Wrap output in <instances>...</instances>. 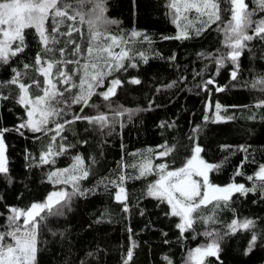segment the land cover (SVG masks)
Instances as JSON below:
<instances>
[{"label":"trees","instance_id":"1","mask_svg":"<svg viewBox=\"0 0 264 264\" xmlns=\"http://www.w3.org/2000/svg\"><path fill=\"white\" fill-rule=\"evenodd\" d=\"M168 3L169 0H107L105 15L118 21L109 25L108 30L125 37L123 47L130 49L129 55L133 57L125 61L126 69L114 73L124 83L110 103L113 108L122 105L135 111L130 119L127 114L120 117L111 131L108 128L101 131L82 120L66 125L61 133L66 139L60 136L56 139V145H64L66 151L52 157L54 163L39 161L54 133L21 129V135L16 131L27 119L26 109L16 102L15 86L2 89L9 98L0 100V129H9L4 133V143L13 182L9 184L0 174V212L6 216L7 206L27 208L33 202H43L53 191L71 192V184L56 183L55 178L49 180V173L68 168L78 154L90 169L80 187L95 189L86 196H74L62 216L49 217L41 226L38 264H81L82 261L84 264H123L133 242L136 247L130 264H166L165 255L173 264H183L189 249L210 242L212 238L204 233L212 229L223 237L220 260L208 257L206 264H264V235L247 255L250 231L238 230L225 235L227 225L234 218L255 220L256 231L264 234V194L260 191L246 196L235 193L227 207L222 202L219 208L209 204L203 212L214 214L216 222H197L193 225L195 232L181 236L176 227L179 217L166 215L170 206L147 195L148 185L157 179L156 172L136 178L145 158L152 160L154 168L160 163H168L170 169L178 168L199 144L203 149L199 157L219 166L208 172L211 183L220 186L236 183L246 187L255 183L257 188L262 183L255 179L249 181L247 177L264 163V107H255L259 100H264V91L259 86H251L264 76V41L257 38L247 42L239 58L237 78L232 80L233 65L226 61L217 72L215 62L217 56L229 51L221 30L223 25L217 22L197 35L200 20L196 15L188 13L184 19L185 14L181 13V19L174 23ZM246 3L250 9L256 7L255 0H246ZM221 8L224 9L223 4ZM227 18L228 13L222 11V20ZM253 18H264V12L257 11ZM47 26L51 28V18ZM82 30L86 33L87 25ZM185 30L188 39H165ZM133 31L141 35L133 37ZM73 35L78 37L76 33ZM25 40L27 47L22 53L11 58L9 64H0V81L12 76L13 67L23 69V64L34 61L39 45L33 29L25 30ZM138 53H144L147 63ZM173 56L175 59H171ZM130 63L136 67L128 66ZM29 77L43 79L32 70ZM111 78L105 80V87ZM133 78L140 79L141 83H130ZM210 78L214 83L208 85V90L198 87ZM172 82L174 86L167 87ZM217 87L223 91H217ZM102 90L96 89L97 92ZM89 103L98 104L100 112H108L106 104L109 102L99 96H93ZM216 103L221 105L219 111ZM79 108L80 105H73L67 109L63 119H71ZM96 112V109L86 108L83 114L95 115ZM108 114L111 116L110 112ZM197 127L199 131L194 133ZM193 135L195 140L189 139ZM161 146H171L174 151L160 157L157 154L165 150ZM237 171L241 174L236 175ZM121 173L126 177L123 186L127 191L125 203L130 209L127 213L114 198L117 189L109 185L106 190L104 186ZM4 224V216H0V226Z\"/></svg>","mask_w":264,"mask_h":264},{"label":"snow or ice","instance_id":"2","mask_svg":"<svg viewBox=\"0 0 264 264\" xmlns=\"http://www.w3.org/2000/svg\"><path fill=\"white\" fill-rule=\"evenodd\" d=\"M106 4L107 0H0V64H9L11 58L25 50L26 29H33L37 37L39 50L34 61L31 64H23V69L13 67L12 76L7 81H0V100L9 98L8 95L3 94L2 89L15 86L16 102L25 107L27 116L16 131L27 129L33 133H54L39 156L42 164L54 163V159L51 158L66 151L64 145H56L58 136L66 139L61 135L66 125L82 120L98 127L101 131L105 128L111 131V128L120 122V117L127 114L130 119L135 111L122 105L113 108L110 103L117 89L124 83L114 76V73L126 69L125 61H131L133 57L129 55L131 50L123 47L125 37L109 32L108 26L117 24L118 21L105 15ZM255 4L256 7L250 9L246 0H169L168 9L174 23H178L181 19V13L185 14L184 19H187L186 14L194 13L200 20V27L196 30L197 35L217 22L223 25L221 30L225 34V46L229 51L215 58L218 65L217 72L228 61L233 65L230 77L235 80L239 71V58L247 48V42L257 38L264 41V18H253L257 11L264 12V0H255ZM86 5L89 6L87 10H85ZM222 11L228 13L226 21L222 20ZM49 18H51L50 29L47 26ZM84 25H87L86 33L82 30ZM74 33L78 34V37H74ZM140 35L139 32H132L133 37ZM144 38L148 39L146 36ZM168 38L188 39L189 34L185 30L174 37H165ZM117 48L120 50L116 51ZM138 55L147 63L144 53ZM69 65L72 67L69 68ZM128 66L136 67L134 63ZM29 70L43 79L30 78ZM108 77L112 78L105 87V80ZM25 79H29L30 82L25 83ZM129 82L137 85L141 83L138 78H133ZM213 83L214 80L210 78L198 87L208 90V85ZM174 84L175 82H172L167 87H172ZM251 86L253 88L259 86L264 91V76L257 78ZM96 89L103 90L97 92ZM216 90L223 91V88L217 87ZM93 96H99L109 102L106 107L111 116L108 112H100L98 104L89 103ZM73 105H80L79 111L74 113L71 119H63L66 110ZM255 107H264V100H259ZM86 108L96 109L97 112L95 115L83 114ZM215 108L219 111L221 105L216 103ZM49 124H54V127H49ZM7 131L9 129H0V174H3L11 184L13 178L9 174L7 149L4 143V133ZM197 131H199L198 127L193 129L194 133ZM20 134L23 135V132ZM189 139L195 140V136ZM54 147H56L55 151ZM161 147L165 150L157 154L160 157L169 156L174 151L171 146ZM242 150L246 151L243 148ZM191 151L193 155L180 167L174 169H170L168 163H160L154 168L152 160L145 158L139 165V175L136 177L138 179L151 175L153 171L156 172L158 178L148 185L147 195L170 206V212L166 215L180 218L176 227L180 230L181 236L185 232H195L193 225L197 222L205 224L216 222L214 214L205 215L203 212L209 204H212L213 208H219L222 202L227 207L235 193L246 196L250 192L260 191L264 194V164L259 165L254 176L247 177L249 181H254V178L261 181L259 188L255 183L252 187L236 183L222 187L211 183L208 176L209 170L219 166L207 163L199 157L203 151L199 144H196ZM89 173L90 169L85 166L84 158L78 154L73 157V163L68 168L49 173V180L55 178L56 183L71 184V192L65 189L50 193L43 202H33L27 208L7 206L6 216L0 212V216H4L5 219V224L0 226V264H38L42 243L39 238L41 226L49 217L62 216L63 209L69 206L74 196H86L89 192L95 191V189L82 190L80 187V182L87 179ZM240 174L237 171L236 175ZM125 179L126 177L121 173L104 186L106 190L109 185L117 189L114 198L123 205L122 210L127 213L130 209L125 203L127 201V191L123 186ZM99 222L98 220L97 223ZM227 229L225 235L238 230L251 232L246 255L253 251L257 246L258 238L264 235L256 231V221L249 218H234L227 225ZM204 235L212 239L207 244L189 249L184 264H206L208 257L220 260V244L223 237L215 229L206 231ZM135 247L136 244L133 242L125 254L123 264H130ZM88 255L91 256L92 253ZM163 259L166 264H173L169 256L165 255ZM81 264L84 262L82 261Z\"/></svg>","mask_w":264,"mask_h":264},{"label":"rangeland","instance_id":"3","mask_svg":"<svg viewBox=\"0 0 264 264\" xmlns=\"http://www.w3.org/2000/svg\"><path fill=\"white\" fill-rule=\"evenodd\" d=\"M215 112L216 111H214L213 113L215 114ZM193 155V154H192ZM264 164V163H263ZM259 168V167H258ZM258 168L254 171V173L256 172V171H258ZM155 172V171H154ZM254 173L252 174L253 176H254ZM158 178V177H157ZM194 179H200L199 177H193ZM255 179V178H254ZM223 187V186H222ZM53 192H57V191H53ZM53 192H51V193H53ZM179 222H180V218H179ZM207 243H209V242H207ZM206 243V244H207ZM183 264H184V262H183Z\"/></svg>","mask_w":264,"mask_h":264}]
</instances>
